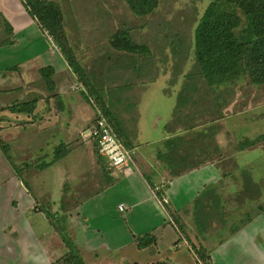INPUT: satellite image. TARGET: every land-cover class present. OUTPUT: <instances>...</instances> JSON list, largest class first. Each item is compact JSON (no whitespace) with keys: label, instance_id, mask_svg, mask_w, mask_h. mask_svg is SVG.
<instances>
[{"label":"crops","instance_id":"obj_1","mask_svg":"<svg viewBox=\"0 0 264 264\" xmlns=\"http://www.w3.org/2000/svg\"><path fill=\"white\" fill-rule=\"evenodd\" d=\"M54 46L22 0H0V96L13 95L14 99L16 93L23 92V96L16 100L18 103L10 105L7 97H3L7 103L0 100V107L6 104H9L8 108L13 105L21 107L0 110L1 137L6 139L10 135L11 139L16 138L14 148L18 156L14 163L17 166L32 165L23 178L11 166L12 178L0 184L2 189H7L4 205L9 214H4L5 234L8 230L15 237L22 233L31 214H44L48 218L45 214L48 212L53 214L52 219H55L54 214H64L66 222L63 226L85 264H124L127 256L134 257L148 251L153 252L152 260L155 258V261L147 264H186L185 261L189 260L193 263L194 256H197L190 251L186 237L192 239L180 231L184 241H179L172 228L178 231L180 229L176 226L183 224L194 232L191 221L198 212L205 229L201 234L218 233L217 229L232 228V223L227 222L230 216H222L228 212L225 204L228 198H233V202L253 204L264 201L263 192H258L260 195L257 197L254 195V189L258 190L262 184L261 178L254 175V169H249L250 172L241 170V177L234 178L235 171L241 168L239 157L246 151L237 152L236 158L230 159L231 152L227 146L234 134L230 130L224 135L223 150L220 149V157L216 161L206 157L205 164L174 174L157 158L162 147L160 140L140 145L133 141L144 132L143 123L135 122L130 132L133 142H130L138 148L139 159H136L131 173L106 169L95 149L88 154L91 167L84 171V143L91 139L86 132L94 124V113H89L85 100L74 94L77 86L74 87L73 82H79V79L61 51ZM46 67L54 69L52 78L42 77L41 70ZM69 85H72L71 90ZM22 108L28 109L26 112L19 111ZM223 123L228 124V120ZM28 131L34 135L33 139H39L36 147L27 144L25 134ZM35 148H39L41 153H33L31 150ZM59 149L61 157L55 160ZM224 150L228 152L225 157ZM34 155L42 159L40 163L45 164L43 169L33 167ZM91 157L95 160L94 165ZM102 174L103 177L100 176ZM103 181L106 184L97 187V183ZM52 182L55 183V191L52 190ZM241 186L242 189H239ZM52 191L55 194L49 197ZM161 192L162 197L169 200L167 209L176 216L172 214L174 221L170 220L172 228L169 232H166L168 225L165 226L168 217L166 205L159 200ZM0 193L2 196L3 191ZM238 197L245 198L239 200ZM10 198L14 200V205L9 204ZM195 204H201L198 211L192 210ZM120 205H124V211L119 209ZM210 226L216 227L209 229ZM153 232L155 235H152ZM226 232L230 237L224 242L210 246L205 243L209 246V264H250L249 259L258 253L256 249L264 248L258 246L259 243L253 245L250 240L254 234L264 236V214L253 216L252 220L249 218L247 225L241 229ZM145 236L153 237L155 242L139 249L138 240ZM163 236L168 237L171 246L165 249L166 254L158 245ZM55 240L56 243L52 242L54 248L48 254L50 258L54 257L55 249L65 247L60 236ZM206 241L208 239L205 238L202 243ZM194 243L197 240H192V245ZM22 244L30 246L26 241ZM36 245L42 246L40 243ZM65 254L50 261L47 259L46 264H53ZM148 256L151 258L150 254ZM256 264H264V251Z\"/></svg>","mask_w":264,"mask_h":264},{"label":"rangeland","instance_id":"obj_2","mask_svg":"<svg viewBox=\"0 0 264 264\" xmlns=\"http://www.w3.org/2000/svg\"><path fill=\"white\" fill-rule=\"evenodd\" d=\"M45 1L57 3L61 8L71 56L86 73V84L73 82L74 87L77 86L74 94L85 100L88 112L94 113V118L93 114L91 116L93 120L96 121L98 109H100L127 146L135 149L136 159H139L138 148L131 142L134 141L140 145L160 140L162 147L157 158L162 166L170 168L174 174L188 172L195 166L205 164L206 157L216 161L220 157V149L223 150V143L226 139L224 135L230 130L234 132L233 137L229 139L230 145L227 146V150L231 152L230 159H235L237 152L246 151L239 157L241 168L235 171L234 178L237 180L239 176L241 177L243 173L241 170L250 172L249 169H254V175L258 179L261 178L262 182L258 190L254 189V195L256 197L260 195L258 193L260 191L264 194V85L252 83L250 78L244 74L236 81L215 86V90L211 89L200 74L195 61V29L207 6L213 0H159L158 8L153 13L144 16L135 14L125 0ZM121 32L128 33L134 43L148 47L149 53L136 55L116 50L113 47L112 38ZM51 40L55 45L54 49L60 50L52 37ZM48 74L47 78H52L54 69L52 68V73L48 71ZM42 77H44L43 74ZM72 85L68 86L70 90ZM20 96H23V92L16 93L14 99L13 95H1L0 100L2 103H7L3 98L7 97L8 103L12 105L18 103L16 100ZM9 104H6V108L0 107V110L15 106L8 108ZM102 105L108 112V117L100 108ZM15 107L21 108L20 105ZM26 109L28 108H22L19 111L26 112ZM227 120L228 124L223 123ZM135 122L143 123L144 132L139 133L132 141L130 132L133 131ZM180 130L181 132L178 133ZM25 135L27 144L30 147H36L39 139H33L34 135L31 132ZM11 138L9 135L3 139L8 144L6 146L9 148L13 161H16V156H18L14 148L16 138ZM247 140H253L255 145H247L248 147L240 150V144L246 143ZM88 142L84 143L86 154L84 153L82 157L83 169L86 172L87 168L91 167L88 154H91L94 149L97 152L96 141L89 139ZM150 146L154 147V145ZM31 151L35 154L41 153L39 148ZM205 152L209 155L205 156ZM224 152L223 157L228 153L225 150ZM39 158L40 156L34 155L32 161L39 163L42 160ZM91 159L94 165L95 160L93 157ZM29 160L31 157L27 159V162ZM103 162L106 165L104 159ZM105 168L107 169L108 166L106 165ZM12 176L13 170L10 162L0 148V184L2 181L10 180ZM100 176L103 177V174ZM51 184L54 190L55 183ZM105 184L104 181L101 184L97 183V187ZM2 188L0 186V191H3L2 196L0 193V264H46L48 260L56 259L69 251L63 240L67 238L72 246L74 242L63 226L66 222L63 218L64 214H54L55 219H52L53 214L48 212L45 213L48 214V218L44 214H31L22 233L15 237L9 234L8 230V234H5L4 214H9V211L4 205L7 189ZM239 189H242V186ZM54 191L50 192L49 197L55 194ZM159 196L161 201L165 198L162 195ZM244 198L238 197L239 200ZM232 200L234 199H227L225 204H227L228 212L222 214L223 217L230 216L227 222L232 223V228L217 229L218 233L214 232L207 236L201 234L205 229L202 227L198 212L193 215L191 221L194 232L183 224L176 226L180 229L178 231L172 228L170 222L174 221L176 216L167 209L169 200L168 204H165L168 213L165 223V226L168 225L166 232L172 228L181 242L184 238L181 237L183 235L180 231L192 240H197V243L192 245V240L185 236L191 247L190 251H193V256L197 255L194 256L193 263L189 260L185 261L186 264H209L208 247L210 245L229 238L227 230L234 232L241 229L243 225H247L249 218L252 220L253 216L264 214L262 211L264 201L253 204ZM8 202L14 205V200L11 198ZM200 205L195 204L192 210L198 211L197 208ZM177 222L179 223L178 220ZM224 226L227 225L224 223ZM215 227L210 226L209 229ZM54 235L56 238L60 236L65 247L55 249L54 257L50 258L48 254L54 248L52 242L56 243ZM152 235H155L154 232ZM203 236L208 239V242L202 243L205 239ZM254 236L256 235H251L252 244L259 243L258 246L264 247V236ZM160 238L158 245L166 254L165 249L171 248L168 237ZM25 241L30 243L29 247L22 244ZM74 249L76 250L75 247ZM256 251L257 255L249 259L250 264L259 262L264 248L263 250L262 248L256 249ZM151 252L141 253L134 257L127 256L124 264L130 262L147 264V262L155 261V258L152 260L153 252Z\"/></svg>","mask_w":264,"mask_h":264},{"label":"trees","instance_id":"obj_3","mask_svg":"<svg viewBox=\"0 0 264 264\" xmlns=\"http://www.w3.org/2000/svg\"><path fill=\"white\" fill-rule=\"evenodd\" d=\"M23 1L30 15L37 19L41 28L50 38H53L79 82L86 84V73L71 56L64 27V15L59 5L45 0ZM125 1L131 10L140 16L153 13L160 3L159 0ZM112 44L116 50L131 54L144 55L149 53L148 47L134 43L130 35L125 32L115 34L112 38ZM194 57L200 74H202L211 89L215 90L217 86L236 81L244 74L250 78L252 83L264 85V0H213L210 2L195 29ZM48 71L52 73V68L41 70L44 78L49 76ZM102 107L103 105L100 108L108 117V112ZM10 109L13 110L14 107H10ZM2 129L1 126L0 148L17 175L23 178L26 170L31 168L32 165L26 163L27 165L23 167L14 163L9 148L6 146L8 144L1 137ZM249 141L250 143H248ZM249 141L241 143L240 150L255 145L253 140ZM60 152L59 149L55 160L61 157ZM97 155L99 156V154ZM99 158L102 159L100 156ZM32 164L37 169L45 167V164L40 162H33ZM159 195H162V192ZM63 241L67 244L69 251L53 264H85L79 253L74 249V245L72 246L67 238ZM154 242L155 239L151 236L139 238L138 248L148 247Z\"/></svg>","mask_w":264,"mask_h":264},{"label":"built area","instance_id":"obj_4","mask_svg":"<svg viewBox=\"0 0 264 264\" xmlns=\"http://www.w3.org/2000/svg\"><path fill=\"white\" fill-rule=\"evenodd\" d=\"M86 136L95 140L99 156L104 159L110 170L123 171L125 174L132 172L136 163V152L134 148L128 147L115 131L112 123L98 109L97 119L87 130ZM160 202L164 205L168 200L164 198ZM119 209L124 211V205Z\"/></svg>","mask_w":264,"mask_h":264}]
</instances>
